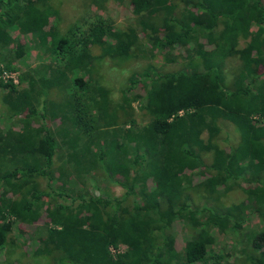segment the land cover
Masks as SVG:
<instances>
[{"label": "trees", "instance_id": "trees-1", "mask_svg": "<svg viewBox=\"0 0 264 264\" xmlns=\"http://www.w3.org/2000/svg\"><path fill=\"white\" fill-rule=\"evenodd\" d=\"M128 1L137 29L118 30L107 18L62 27L52 0H0V52L23 53L22 39L29 37L54 62L25 72L20 88L0 81V101L20 126L0 130V250L11 218L34 225L43 217L33 255L52 264H220L209 253L211 231L237 232L247 210L264 220V120L253 119L264 117V0H180L182 9L174 0ZM145 37L157 51L182 48L199 62L170 72L150 65V72L130 78L144 95H124L123 103L140 102L149 117L136 126L133 118H119L126 107L110 105L90 70L96 61L129 57ZM166 55L168 63L175 60ZM234 56L242 64L231 89L223 67ZM74 71L79 76L70 78ZM221 120L238 131L236 145H217ZM60 147L74 152L80 171L116 176L123 194L88 195L75 208L44 207L41 199L53 191L38 181L56 179ZM192 174L204 179L194 186ZM236 187L245 200L226 208L195 206L186 190H202L216 203ZM175 221L190 234L180 252L171 234ZM248 232L250 250H240V258L264 264V226Z\"/></svg>", "mask_w": 264, "mask_h": 264}, {"label": "rangeland", "instance_id": "rangeland-1", "mask_svg": "<svg viewBox=\"0 0 264 264\" xmlns=\"http://www.w3.org/2000/svg\"><path fill=\"white\" fill-rule=\"evenodd\" d=\"M100 1L99 6L94 4V0H52V4L60 12L62 27H69L78 22L88 23L98 18H107L113 22L118 30L137 29L138 19L132 14L128 0ZM174 2L179 9H182L180 0H174ZM251 29L254 30V27ZM140 37L142 38V36ZM22 42L27 46L24 48L23 53L17 54L15 57L14 55H8L6 51L0 52V81L3 84H11L18 88L24 86L20 78L25 72H30L42 65H54L52 56L42 48L30 44L29 37H24ZM151 44V41L145 37L140 40V49L133 51L129 57L96 61L90 70L92 75L99 79L102 87L107 90L110 105L117 110L120 109V105L128 109L124 108L123 111H120L119 118H133L136 126L145 125L149 117L141 110L143 104H139L140 102L137 103L130 99L123 103L124 95L127 97L135 95L137 96L136 99H140L144 95L142 85L131 86L129 83L130 78L137 77L142 72H150L147 69L150 65L161 72H170L195 67L199 62L196 60L194 62L191 61L182 48L157 51L152 48ZM244 46L245 41L240 40L238 48L241 49ZM165 54H167L166 57H172L175 60L172 63H168L165 60ZM241 64L242 62L236 56L228 57L225 60L223 75L227 87L233 88V81L238 75ZM79 74V72L74 71L70 78L77 77ZM255 84L257 85V83ZM67 93H70V88ZM89 112L96 116L94 108H90ZM125 114L126 117H123ZM253 119L262 122L264 117L253 116ZM57 124L52 123L51 127L56 128ZM19 127L15 120L7 116L5 107L0 101V130L3 132L9 130L17 131ZM218 127L220 132L215 140L217 145L226 148L237 144L238 131L232 124L221 120L218 123ZM201 138L207 140L208 135L206 132L202 134ZM72 153L75 156L74 152ZM73 155H71V151L68 148L60 147L54 159L56 179L50 185H48L46 180L38 181L41 189L48 190L51 193L53 191L51 198L41 199V203L45 204L44 207L64 204L75 208L80 198H86L88 195L118 197L123 194V189L119 186V179L116 176L106 174L98 168H94L90 173L80 171L82 167H77V163H73L71 158ZM203 158L206 162H209L211 155L206 154ZM203 179L202 176L192 174V185H197ZM148 183L149 187H151L150 181ZM241 187L246 188L247 185L242 183ZM240 188L236 187L227 194L217 197L216 203L215 198L210 197L208 199L202 190H186L190 196L191 204L195 206L202 207L217 204L219 207L226 208L234 205L238 206L244 202L245 195ZM56 190L61 193L57 194ZM243 220L245 223L237 232L232 230H226L225 232L211 231V235L214 237V244L209 253L211 257L220 256V264H250L245 261V256L240 258V250H250V247L246 246L248 244L245 241L247 236L244 235L249 233L248 231L260 230L264 226V220L251 210L246 211L245 215H243ZM11 221V230L6 235L4 246L0 250V264H52L48 258L33 255V250L36 247L34 232L37 228L44 225L43 217L41 221L34 225L16 222L14 218H11ZM171 234L174 237L175 248L180 252L190 239L189 231L181 221H175L172 224ZM122 249H111L110 252L112 255H116Z\"/></svg>", "mask_w": 264, "mask_h": 264}]
</instances>
